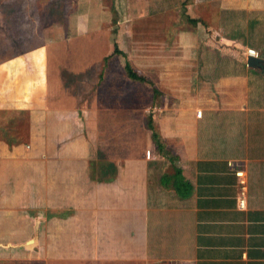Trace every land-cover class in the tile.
<instances>
[{"label":"crops","instance_id":"0c3cea01","mask_svg":"<svg viewBox=\"0 0 264 264\" xmlns=\"http://www.w3.org/2000/svg\"><path fill=\"white\" fill-rule=\"evenodd\" d=\"M10 1L37 46L0 60V239L73 264H264V76L246 63L264 0Z\"/></svg>","mask_w":264,"mask_h":264},{"label":"rangeland","instance_id":"374dc122","mask_svg":"<svg viewBox=\"0 0 264 264\" xmlns=\"http://www.w3.org/2000/svg\"><path fill=\"white\" fill-rule=\"evenodd\" d=\"M10 0H0V60L4 59L8 56H11L13 54H18L20 52H23L25 50H31L33 48H36V44L34 43L36 40H29L30 39V33L32 27H34L35 19H31V22L27 24H23L22 26L24 29L20 30L18 27V22L20 18H16L17 16H14L13 14L10 15L12 11H16L17 8L20 6V2H9ZM10 16H12V22L10 23L8 18L10 19ZM16 18V19H15ZM57 18V15L50 13V12H43L39 15L38 20V26H45L49 27L53 21V19ZM61 19V18H60ZM6 20V21H5ZM42 22V24L40 23ZM40 32L44 35L45 39L47 36H52L51 30H43V31H37L33 32L34 35L32 36V39L38 37L40 35ZM28 35V40L30 41L28 45H20L18 39L20 36L21 39L23 37ZM33 41V42H32ZM2 43H13V45H3ZM109 69L113 72V74H117L124 71V62L118 61L116 57L109 58L108 61ZM140 67H137L139 69ZM142 67L140 68V70ZM110 97V95H108ZM153 110H150L149 112H146V116L153 115ZM143 122V120H142ZM61 225L58 227L55 226L57 230H62L64 228L62 222H59ZM22 228V229H31L33 227L32 222H23V221H6L7 228H10L11 226H15ZM44 227L48 225V223L42 224ZM41 228V230L44 229ZM41 234V231L39 232ZM1 241L6 240L9 242H12V245H7L4 247H0V264H73L71 260H69L68 255L66 253H41L40 248H36L35 246V237L32 238H8V239H0ZM28 241L25 243V241ZM40 246L47 245L50 246H59L64 247L68 244L67 238L62 237H55V238H41L40 237Z\"/></svg>","mask_w":264,"mask_h":264},{"label":"built area","instance_id":"2783aa9c","mask_svg":"<svg viewBox=\"0 0 264 264\" xmlns=\"http://www.w3.org/2000/svg\"><path fill=\"white\" fill-rule=\"evenodd\" d=\"M223 44L228 45L226 42H223ZM246 56H253L258 57V53L254 50L247 49L246 50ZM147 156L149 157V152H147ZM235 162H230L229 166L233 167L235 166ZM235 176L238 179L239 183V190L236 198L237 207L239 210H244L246 205V195H247V180L244 175V171L242 169H238L235 171Z\"/></svg>","mask_w":264,"mask_h":264},{"label":"trees","instance_id":"16d2710c","mask_svg":"<svg viewBox=\"0 0 264 264\" xmlns=\"http://www.w3.org/2000/svg\"><path fill=\"white\" fill-rule=\"evenodd\" d=\"M113 55H121L123 56V53L121 51H119L117 49V47L115 46V49H114V52H113ZM124 71H125V74L127 75V77L131 80H137V81H144V78L140 77L134 70V68L132 67L131 63L129 61H125L124 62ZM154 94L157 95L158 92L156 90H154ZM147 127L151 130L152 132V138L154 140H156V142L159 143V147L162 148L161 144H160V141L158 139V137L156 136V134L154 133V130H153V127H152V124H151V120H150V117H149V120L147 121ZM178 183H179V187L178 189H181L182 186H186L187 188V185L185 184L184 180L182 179V177H179L178 178ZM181 187V188H180Z\"/></svg>","mask_w":264,"mask_h":264},{"label":"water","instance_id":"95a60500","mask_svg":"<svg viewBox=\"0 0 264 264\" xmlns=\"http://www.w3.org/2000/svg\"><path fill=\"white\" fill-rule=\"evenodd\" d=\"M246 63L248 67L257 69L264 76V58L261 55L258 57L248 56Z\"/></svg>","mask_w":264,"mask_h":264}]
</instances>
